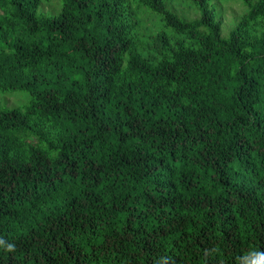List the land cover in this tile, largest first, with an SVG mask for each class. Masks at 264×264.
<instances>
[{
	"label": "trees",
	"instance_id": "16d2710c",
	"mask_svg": "<svg viewBox=\"0 0 264 264\" xmlns=\"http://www.w3.org/2000/svg\"><path fill=\"white\" fill-rule=\"evenodd\" d=\"M49 1L0 0V264H264V0Z\"/></svg>",
	"mask_w": 264,
	"mask_h": 264
},
{
	"label": "rangeland",
	"instance_id": "374dc122",
	"mask_svg": "<svg viewBox=\"0 0 264 264\" xmlns=\"http://www.w3.org/2000/svg\"><path fill=\"white\" fill-rule=\"evenodd\" d=\"M60 3V0H50L49 3H46L42 6L41 10L44 13L55 12L57 7L56 5ZM216 7L213 3H210V6L215 8L218 12L216 16V21L221 22V34L223 37H228L230 31L233 27L236 26V23L239 17L244 13L245 7L242 0H214ZM168 9L175 12L181 18L186 19H196L198 18L197 10L191 5L189 1H176L174 5H168ZM148 10V9H147ZM216 12V13H217ZM138 19L141 22L140 29L149 32H162L166 31L169 34L172 32L164 28V24L159 15L152 11H140L138 14ZM15 93L13 95L6 96L8 106H16L25 101V97L22 94Z\"/></svg>",
	"mask_w": 264,
	"mask_h": 264
},
{
	"label": "clouds",
	"instance_id": "9594fccd",
	"mask_svg": "<svg viewBox=\"0 0 264 264\" xmlns=\"http://www.w3.org/2000/svg\"><path fill=\"white\" fill-rule=\"evenodd\" d=\"M0 240H2V238H0ZM7 248H8L9 250H12V249L15 248V244H14V243H8V244H7Z\"/></svg>",
	"mask_w": 264,
	"mask_h": 264
}]
</instances>
